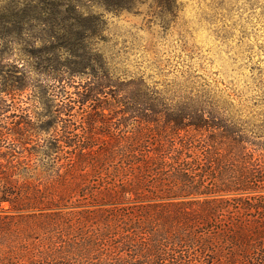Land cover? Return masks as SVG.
<instances>
[{
	"label": "trees",
	"instance_id": "obj_1",
	"mask_svg": "<svg viewBox=\"0 0 264 264\" xmlns=\"http://www.w3.org/2000/svg\"><path fill=\"white\" fill-rule=\"evenodd\" d=\"M84 1L0 0V61L27 64L3 91L34 72L48 95L0 165V264H264V122L111 72L85 4L165 21L176 0Z\"/></svg>",
	"mask_w": 264,
	"mask_h": 264
},
{
	"label": "rangeland",
	"instance_id": "obj_2",
	"mask_svg": "<svg viewBox=\"0 0 264 264\" xmlns=\"http://www.w3.org/2000/svg\"><path fill=\"white\" fill-rule=\"evenodd\" d=\"M84 3L85 1L82 0ZM177 10L165 21L147 1L132 12L106 10L87 2L89 11L105 22L98 43L111 72L120 78L142 77L166 94L199 96L201 100L230 106L235 118L249 125L264 122V0H176ZM16 49L0 61V165L17 167L19 144L16 126L24 112L35 116L47 98L39 76L30 73L36 91L5 94L8 68L27 64ZM19 59V60H18ZM7 65V66H6ZM14 69V68H13ZM21 69V68H20ZM19 69V70H20ZM21 71V70H20ZM19 72L7 74L18 77ZM52 83H49L51 85ZM53 83L52 85H56ZM46 88V87H45ZM59 89L55 102L59 101ZM17 147V148H16ZM27 155V152H24ZM18 172L17 168H13ZM4 173L0 174L3 178ZM15 175L13 178H17Z\"/></svg>",
	"mask_w": 264,
	"mask_h": 264
}]
</instances>
